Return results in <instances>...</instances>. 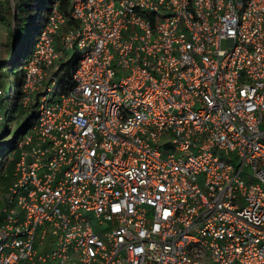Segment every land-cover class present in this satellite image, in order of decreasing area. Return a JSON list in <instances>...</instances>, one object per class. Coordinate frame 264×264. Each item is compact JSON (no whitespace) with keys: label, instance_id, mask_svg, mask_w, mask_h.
Returning <instances> with one entry per match:
<instances>
[{"label":"built area","instance_id":"built-area-1","mask_svg":"<svg viewBox=\"0 0 264 264\" xmlns=\"http://www.w3.org/2000/svg\"><path fill=\"white\" fill-rule=\"evenodd\" d=\"M70 16L54 4L24 67L22 104L43 95L0 198V264H264V0Z\"/></svg>","mask_w":264,"mask_h":264},{"label":"trees","instance_id":"trees-1","mask_svg":"<svg viewBox=\"0 0 264 264\" xmlns=\"http://www.w3.org/2000/svg\"><path fill=\"white\" fill-rule=\"evenodd\" d=\"M57 3L59 6V10L67 17L68 20L71 19V6H72V0H13V7H14V13H13V20L16 22L17 29L13 32V36L17 40L23 39L24 36H30L34 33V37L32 38V45L30 47V50L27 53L26 50V40L23 47V55L22 60L19 63L20 64V75L16 77V79L13 82H9L4 84L3 82H0V88L2 89L4 96H0V112L2 114V122L0 123V133L3 138H6V136L9 134L10 131H7L6 133H3V122H6L9 113L6 112L7 110L12 111L14 107L9 104L16 103L18 107L15 109L16 114L15 116L8 120V124L12 126V123L14 119L18 118L19 116H23L27 112H33V116L28 117V119L25 120L23 123L21 131L17 134L16 138L14 140H10L11 145L7 152L0 153V157H3L7 155L10 156H17V145L22 140L24 134L32 128L36 122H37V108L39 106V101L41 96L43 95V92H36L33 95V101L30 102L27 106H24L22 104L23 98L25 97V94L23 92V82H24V67L26 64L31 60L32 55L35 50V46L37 41L39 40L42 32L45 30L47 23H48V16L54 6V4ZM34 26V27H32ZM32 29L34 31L31 34ZM79 64V58L77 55H74L70 58H66L64 60H60L56 63L58 65V69L56 71H52L51 74L54 75V77H57L59 82V88L61 90L57 93V95H61L63 93H66L70 90L73 83V75L78 67ZM18 65H16L13 69ZM50 82H46L45 86L48 87ZM12 86L14 87L13 90ZM7 101L6 108L4 107V100ZM12 102V103H11ZM10 108V109H9ZM2 147V146H1ZM17 158V157H16ZM11 159V158H10ZM16 163V159H15ZM12 164V165H11ZM14 162L10 161L8 162L5 167L1 165L0 167V179H3V175L5 171H9L12 173V178L14 176ZM15 178L11 179L10 184L14 181ZM9 184V186H10ZM8 186V187H9Z\"/></svg>","mask_w":264,"mask_h":264},{"label":"rangeland","instance_id":"rangeland-1","mask_svg":"<svg viewBox=\"0 0 264 264\" xmlns=\"http://www.w3.org/2000/svg\"><path fill=\"white\" fill-rule=\"evenodd\" d=\"M14 7H13V0H0V82H3L4 84L13 82L18 75H20V62L22 60L23 55V47L26 40V50L27 53L30 50V47L32 45V38L34 37V29H32L30 36H24L23 39L17 40V37L15 38L13 35V32L17 29L18 26H16V22L13 20V13H14ZM34 27V26H32ZM224 48H227V43L224 42L222 44ZM80 52L78 49H74L70 52L69 58L72 57L74 54ZM64 60V59H61ZM16 65H18L15 70L13 69ZM54 71V70H51ZM14 87L12 86L13 90ZM58 93V87L54 88V93L51 94V97L55 96ZM1 97L4 96V93L0 95ZM50 99V98H49ZM4 101V107L7 104V101L3 99ZM12 103V102H11ZM14 107L12 111L9 112L6 108L5 113H9V117L6 122H3V133H6L7 131H10L9 134L6 136V138L2 139V147H0V153H5L9 150L11 142L10 140H14L17 136V134L21 131L23 123L25 122L28 117L33 116V112H27L23 116H19L18 118L14 119L12 126L8 124V120L12 119L16 112L18 111V107L16 103L9 104ZM10 109V108H9ZM17 109V111H15ZM17 156H3L0 157V167L5 165L10 161H12L15 164V159ZM11 158V159H10ZM12 165V164H11ZM15 170V166H14ZM3 179H0V198L6 193L8 186L11 182L12 173L9 171H5L3 175Z\"/></svg>","mask_w":264,"mask_h":264}]
</instances>
